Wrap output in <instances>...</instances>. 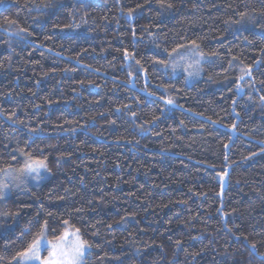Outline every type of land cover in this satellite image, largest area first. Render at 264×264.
I'll return each mask as SVG.
<instances>
[{"label": "trees", "instance_id": "1", "mask_svg": "<svg viewBox=\"0 0 264 264\" xmlns=\"http://www.w3.org/2000/svg\"><path fill=\"white\" fill-rule=\"evenodd\" d=\"M171 2L0 0V169L47 164L0 198V264L45 220L86 264H264V0ZM192 40L188 82L157 61Z\"/></svg>", "mask_w": 264, "mask_h": 264}, {"label": "snow or ice", "instance_id": "2", "mask_svg": "<svg viewBox=\"0 0 264 264\" xmlns=\"http://www.w3.org/2000/svg\"><path fill=\"white\" fill-rule=\"evenodd\" d=\"M158 2L162 9H171L173 7L171 0H158ZM137 7H141V5H137ZM132 11L131 9L129 10V17H131ZM12 23L15 22L13 21ZM21 31H26V29H21ZM182 49L183 52L181 51ZM162 51L167 54L169 60H158L157 63L164 64L166 67L170 65L173 73H176L178 69H183L187 72L188 77L198 74L200 62L206 55L200 50V45L196 40H192L189 44H179L177 47L172 48L171 52L168 49H163ZM212 55H217V53H212ZM176 57L179 59H176ZM125 58H128L127 53H125ZM181 61L184 63L182 64ZM241 72L244 75H251L250 68H242ZM240 79H243V75ZM149 95H153V93H149ZM260 99L264 101V96H261ZM164 102L169 105L174 104L172 99H167ZM21 154L26 159L20 168L14 170L18 175L12 176L7 168L0 169V171L6 176H10L12 180H18L22 176L33 174H35L34 178H39L41 170H47L45 160L36 159L30 153L21 152ZM13 158L15 159V157ZM9 168H11V165H9ZM8 187V183H0V198L4 197V189ZM4 214L6 215V213ZM68 223L67 220L63 221L66 226ZM47 231L48 221L45 220L43 224L39 225V231L32 235V239L27 242L26 246L13 256L12 260L15 261V264H37V262L38 264H86V255L91 245L87 240L81 238L80 229L69 232L66 228L54 238L55 242L47 239ZM253 248H255V245H253ZM42 250L48 251L47 257L41 256ZM9 264H12V261H9Z\"/></svg>", "mask_w": 264, "mask_h": 264}, {"label": "rangeland", "instance_id": "3", "mask_svg": "<svg viewBox=\"0 0 264 264\" xmlns=\"http://www.w3.org/2000/svg\"><path fill=\"white\" fill-rule=\"evenodd\" d=\"M181 63L183 64L184 62L183 61H181ZM179 72H182L185 76H186V80L188 81V82H191L193 79H191V77L190 78H188L187 77V75H186V73H185V71L184 70H180ZM178 71L176 72V73H179ZM175 73V74H176ZM26 159V157L24 158V159H22V161H21V163L19 164V166L17 167V166H11V168H9V167H7V169L9 170V172L11 173V175L12 176H16V175H18L14 170L15 169H18V168H20L22 165H23V163H24V160ZM6 169V168H5ZM45 171L44 170H41V175H40V177L39 178H34V175L35 174H33V175H25V176H22V177H20V179H18V180H12L11 179V177L10 176H6L3 172H1L2 174L1 175H3V179L1 178V183H8L9 184V187L8 188H6V189H4V192H5V194L7 195L8 193H10L11 192V190L12 189H15V188H18V187H20V186H22V185H25V184H27V183H34V182H37V180H39L40 178H42L43 177V173H44ZM46 173H47V170H46ZM45 173V174H46ZM0 175V176H1ZM65 230V229H64ZM63 230V231H64ZM67 230L69 231V232H74L75 231V229H72V228H67ZM48 239V238H47ZM70 239H71V237H70ZM49 241H53V242H55V239H48ZM41 256L42 257H47L48 256V251L47 250H42V252H41ZM37 264H38V262H37Z\"/></svg>", "mask_w": 264, "mask_h": 264}]
</instances>
